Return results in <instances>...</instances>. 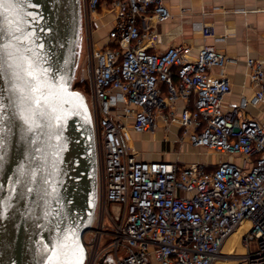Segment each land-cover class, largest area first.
Wrapping results in <instances>:
<instances>
[{
    "label": "built area",
    "instance_id": "1",
    "mask_svg": "<svg viewBox=\"0 0 264 264\" xmlns=\"http://www.w3.org/2000/svg\"><path fill=\"white\" fill-rule=\"evenodd\" d=\"M79 1L97 192L83 264H215L243 224L235 264H264V113L240 115L264 106V61L245 59L252 91L225 108L231 86L213 68L234 56L195 40L148 45L171 17L163 0ZM192 32L216 38L211 24ZM158 117L222 159L140 158L131 133L153 132Z\"/></svg>",
    "mask_w": 264,
    "mask_h": 264
},
{
    "label": "water",
    "instance_id": "2",
    "mask_svg": "<svg viewBox=\"0 0 264 264\" xmlns=\"http://www.w3.org/2000/svg\"><path fill=\"white\" fill-rule=\"evenodd\" d=\"M0 16V264H83L97 192L91 115L73 87L80 1L28 0ZM29 65L51 107L30 98Z\"/></svg>",
    "mask_w": 264,
    "mask_h": 264
},
{
    "label": "crops",
    "instance_id": "3",
    "mask_svg": "<svg viewBox=\"0 0 264 264\" xmlns=\"http://www.w3.org/2000/svg\"><path fill=\"white\" fill-rule=\"evenodd\" d=\"M163 2L169 8L171 17L158 26L159 38L151 41L148 45L155 49L179 39L186 42L195 40L197 42L212 43L216 48L234 56L236 58L235 63H228L222 69L213 68V71L226 77L231 86L230 92L225 97L224 107L231 108L238 105L240 98L249 95L252 91V86L246 75L245 59L254 57L264 61V0H163ZM204 24L213 25L216 38L202 39L200 34L192 32L193 29H199ZM101 34H105L104 31ZM183 105L184 102L178 100L175 107L179 110ZM262 113H264V106L258 104L257 106H247L240 115L259 118ZM162 126V120L158 117V127L163 129ZM163 131L165 135H171L174 139L181 134L179 127L175 124L171 125L169 131L164 129ZM151 134L145 132L134 134V136L135 138H141V141L150 145L168 139L166 136L159 138L154 135L155 133ZM190 147L191 152L195 155L217 156L203 148H194L191 145ZM199 149H203L202 152L204 153L200 152ZM149 155L151 156L149 158L145 157V159H165L181 163L191 162L181 161L179 157L170 159L165 156L163 158L156 157L153 153ZM217 157L222 159V157ZM210 159L205 160L210 161ZM193 161L204 160L195 159ZM212 163H216V161Z\"/></svg>",
    "mask_w": 264,
    "mask_h": 264
},
{
    "label": "rangeland",
    "instance_id": "4",
    "mask_svg": "<svg viewBox=\"0 0 264 264\" xmlns=\"http://www.w3.org/2000/svg\"><path fill=\"white\" fill-rule=\"evenodd\" d=\"M85 57H86V46L84 44V36L83 32L79 31V41H78V49H77V56H76V62H75V73H74V81H73V87L76 88L77 90L83 91L84 89L87 88V82L84 84L85 88H79L77 84V81L79 82L80 79H85ZM88 98V95H87ZM156 137L161 138L162 136H166L168 139H164V141L157 142L155 145H150L145 144L144 141H141V138H135L133 133H131V147H134L136 150L139 151V156L140 158L144 160H149L145 159V157L149 158L151 153H153L156 157L163 158L164 156L170 159H176L179 157L181 161H193L195 159H201L206 161L207 159L211 158L210 161H216L219 162L221 158H218L217 156H209L208 154H201L200 155H195V153L191 152L192 149L190 147V143L187 142L188 140L186 139L185 136H178L177 138L174 139V137L167 136L165 135L163 129L158 127L156 130L153 132H150ZM164 133V135H163ZM151 134V135H152ZM153 135V136H154ZM152 137V136H151ZM163 138V137H162ZM200 152L203 151V149H199ZM197 151V150H195ZM204 153V152H202ZM142 156V157H141ZM217 157V158H216ZM216 160H213V159ZM206 159V160H205ZM152 160V159H151ZM157 160V159H155ZM236 235L231 236L230 240L223 245L221 255L219 256L218 260L215 262V264H235V261L233 259V253H238L241 248L239 245H236L235 243ZM239 243H240V237H239ZM235 250V251H231ZM113 264V263H111Z\"/></svg>",
    "mask_w": 264,
    "mask_h": 264
},
{
    "label": "snow or ice",
    "instance_id": "5",
    "mask_svg": "<svg viewBox=\"0 0 264 264\" xmlns=\"http://www.w3.org/2000/svg\"><path fill=\"white\" fill-rule=\"evenodd\" d=\"M28 0H0V7H3L5 5H11L17 9L21 8L23 5L27 4ZM6 31L5 24L3 23V17L0 16V38L3 37L4 32ZM9 67H11L9 65ZM4 68V46L0 45V73H2ZM31 69V70H30ZM24 71L27 73V76L31 78V83L29 85V91L33 93V96L30 97L34 100V103L38 105L41 109H44L46 107L52 106V101L48 99V97L44 93V88H46V84L42 85L38 82V77L34 75L35 69L32 67V65H29L27 68L24 69ZM43 75V73H41ZM16 78H19V74H16ZM13 92L17 91L15 87L11 89ZM39 94L41 98H36L35 94ZM0 108H2V105H0ZM55 109H53L54 111ZM42 115L47 116L48 113L42 112ZM58 259V257H57Z\"/></svg>",
    "mask_w": 264,
    "mask_h": 264
},
{
    "label": "bare ground",
    "instance_id": "6",
    "mask_svg": "<svg viewBox=\"0 0 264 264\" xmlns=\"http://www.w3.org/2000/svg\"><path fill=\"white\" fill-rule=\"evenodd\" d=\"M246 228V224H243L242 226H240L235 232H233L229 237H228V239H227V242H228V240H230V237L231 236H234V235H236V239H235V244L236 245H239V247L241 248V250H239V252H241L242 250H243V248H242V244H240L241 243V241H240V243H239V237L241 236V232L244 230ZM226 242V243H227ZM225 243V244H226ZM224 244V245H225ZM232 252L233 251H235V250H231Z\"/></svg>",
    "mask_w": 264,
    "mask_h": 264
},
{
    "label": "trees",
    "instance_id": "7",
    "mask_svg": "<svg viewBox=\"0 0 264 264\" xmlns=\"http://www.w3.org/2000/svg\"><path fill=\"white\" fill-rule=\"evenodd\" d=\"M85 79L83 80V79H80L79 80V82L77 81V84L76 85H78L79 86V88H82V87H84L85 85ZM80 90V89H79Z\"/></svg>",
    "mask_w": 264,
    "mask_h": 264
}]
</instances>
